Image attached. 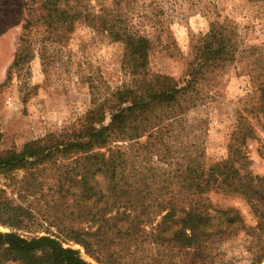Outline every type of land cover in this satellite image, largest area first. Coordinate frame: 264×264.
<instances>
[{"label": "trees", "instance_id": "obj_1", "mask_svg": "<svg viewBox=\"0 0 264 264\" xmlns=\"http://www.w3.org/2000/svg\"><path fill=\"white\" fill-rule=\"evenodd\" d=\"M116 1V8L99 14L88 8V0H31L27 7L18 61L26 57L32 27L72 31L88 20L123 45L125 78L92 98L73 127L0 157L1 170L55 164L61 193L59 236L28 240L0 231V264H92L65 241L83 244L99 264H110V245L131 241L147 225L157 246L175 251L179 263L187 264L191 256H206L234 225L243 227L239 210L214 202L212 193L241 194L250 203L264 197V175L249 168L246 144L256 133L249 120L239 118L228 157L207 162L199 142L208 118L197 123L189 115L209 105L208 94L217 91L220 77L241 53L236 27L210 21L185 54L187 68L177 78L151 69L156 41L131 28L120 13L122 0ZM253 63L260 72L249 71L258 94L252 108L264 117V52ZM16 217L8 214L0 222L11 224Z\"/></svg>", "mask_w": 264, "mask_h": 264}, {"label": "rangeland", "instance_id": "obj_2", "mask_svg": "<svg viewBox=\"0 0 264 264\" xmlns=\"http://www.w3.org/2000/svg\"><path fill=\"white\" fill-rule=\"evenodd\" d=\"M116 2L88 0V8L99 14L116 8ZM30 5L31 0H0V157L19 152L28 142L47 134L73 127L92 98L125 78L121 68L123 45L88 20L77 22L72 31H54L46 25L32 27L26 35V57L18 61ZM120 7L131 28L156 41L151 69L177 78L187 68L185 54L208 31L210 21H226L236 27L241 53L220 77L217 91L208 94L209 105L189 115L197 123L208 118L207 132L203 130L202 144L199 142L207 162L228 157L239 118L249 120L256 130L255 138L246 144L249 168L254 174L264 175V117L252 108L258 94L249 74L250 70L260 72L253 60L264 52V1L122 0ZM58 179L55 164L0 169V219L8 214L18 218L11 224L0 222V231L14 232L28 240L59 236ZM212 195L219 205L231 204L239 210L243 227L236 223L230 234L218 237L206 256H191L190 263L264 264V218L259 215L264 213L263 195L253 198L252 203L241 194L219 191ZM152 233L147 225L131 241L111 244L110 264H180L179 254L157 246ZM64 245L79 250L86 261L99 264L83 244L65 241Z\"/></svg>", "mask_w": 264, "mask_h": 264}]
</instances>
